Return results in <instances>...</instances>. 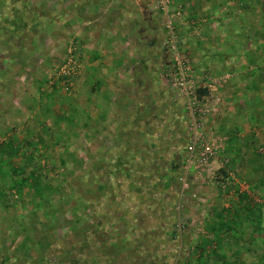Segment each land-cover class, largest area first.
Listing matches in <instances>:
<instances>
[{
  "label": "rangeland",
  "instance_id": "rangeland-1",
  "mask_svg": "<svg viewBox=\"0 0 264 264\" xmlns=\"http://www.w3.org/2000/svg\"><path fill=\"white\" fill-rule=\"evenodd\" d=\"M261 5L264 10V0ZM157 9L163 11L159 1ZM21 17L24 16L12 1L0 0V96L9 86H14L15 93L22 84L35 81L33 75L41 73L44 77L40 79V89L57 88L64 94H73L81 61L71 90H64L59 81L53 80V74L66 58L68 44H64L58 62L41 63L39 55L45 50H38L45 43L40 45L38 38L47 40L52 32L27 29ZM260 18L258 22L252 17L251 32L245 34L250 40H260L259 46L251 50L256 52L254 58L261 59L262 64H258L263 69L264 16ZM154 19L157 24L164 21L159 14ZM69 38L80 47L76 37ZM25 51L27 55H22ZM39 67L43 68L41 73L35 72ZM8 74H12L13 85L6 80ZM253 74L247 71L241 79L232 77L224 88L219 87L222 92L225 87L235 93L243 90L245 98L252 97L254 103H259L247 109L240 107L227 123L234 129L222 128L217 133L228 136L233 149L246 150L229 165L240 173L237 180L245 179L251 188L246 193L234 182L225 189L211 185L221 197L213 195L212 204L203 193L208 185L200 190L205 202L199 206L189 196L194 190L190 178L185 186L179 179L186 154V118L181 99L176 105L171 100L170 107L165 105L170 118L166 111L154 110L152 134L145 132V123L136 120L137 128L131 132L133 140L120 144L119 154L111 153L112 146L77 140L40 146L7 142L6 134L0 131V264H196L202 258H212L214 264L255 261L246 258V248L252 242L243 237L264 229V222L257 219L264 207V152L256 151L259 145L264 149V72H258L260 81L252 80ZM249 91L252 93L248 96ZM2 101L0 97V110ZM11 132L18 133L17 127ZM256 194L263 198L260 203ZM180 205H184L183 210ZM210 205L214 206L211 210ZM212 210L217 222L210 228L204 223ZM193 218L196 223L190 222ZM180 219L182 229L177 226ZM229 220H234L231 229L226 226ZM219 223L224 225V235L238 233V237L224 242L227 255H198L200 239L207 236L208 228L212 232ZM204 244V249L216 247L212 238Z\"/></svg>",
  "mask_w": 264,
  "mask_h": 264
},
{
  "label": "crops",
  "instance_id": "crops-1",
  "mask_svg": "<svg viewBox=\"0 0 264 264\" xmlns=\"http://www.w3.org/2000/svg\"><path fill=\"white\" fill-rule=\"evenodd\" d=\"M9 1L20 9V15L24 16L21 17L24 27L52 32V38H38L40 45L45 43L38 50L39 53L45 50L44 54L39 55L41 63L53 65L58 62L63 56L64 44L70 39L68 37H76L80 42L82 66L76 77L73 94H64L57 88L40 89V79L44 77L41 67L35 71L41 73L40 76L33 75L35 81L30 79V83H26V86L22 84L21 89L15 93L14 86L3 90L0 96L3 100L0 131L6 134L7 142L40 146L77 140L83 144L103 145L105 148L112 146L111 153L119 154L120 144H124L125 140H133L131 132L137 128L136 120L140 119V123H145V132L152 134L154 110L166 111L165 115L170 118V114H167L169 111L164 109L165 105L169 104L170 107V100L173 105L180 103L164 76L172 62L171 54L162 47L164 21L167 17L172 20L179 49L187 55L198 74L209 75L222 88L232 77L239 80L247 71L256 75V78L254 74L250 76L252 80L262 79L258 75V72H264V68L260 67L261 59L254 58L256 52L251 50L257 47L260 40H250L251 37L249 39L245 34L251 32L252 17L259 22L260 17L264 16L262 0ZM13 1L17 3L14 4ZM158 1L159 4L167 2V11L157 9ZM178 11L180 14H175ZM158 14L164 19L159 24L154 19ZM258 29L259 27L255 28V31ZM154 30L156 34L153 35ZM25 54L27 55V51L22 55ZM11 76L12 74H8L6 77L10 84L13 83ZM202 85L204 86L201 87H205L206 83ZM219 91L223 96V104L217 114L207 119L208 129L215 134L222 128L234 129L232 126L228 127L227 123L240 107L247 109L252 104L259 103H254L252 97L245 98L243 90L235 93L233 90L227 91L225 87L223 92ZM247 93L249 96L252 92ZM238 94L242 97L238 98ZM257 96L256 93L253 96L256 101ZM13 127H17L18 133L12 134ZM225 139V153L230 160H236L240 158V153L246 152L239 148L233 149L228 136L225 135ZM263 150V146L259 145L256 151L262 154ZM235 173L240 176L237 171ZM236 184L242 189L241 192L244 190L249 193L251 185L245 179L239 181L238 178ZM203 193L209 198L210 204L213 195L214 198H221L211 185L206 186ZM256 196L258 201L263 199L259 194ZM219 200L215 203L216 209ZM198 204L202 206V203L196 202ZM212 206L210 205L209 210ZM193 208L197 207L193 205ZM263 208L259 211V222H264V216L261 217ZM212 211L204 223L210 228L217 222L212 214L214 210ZM208 230L209 232L205 231L207 236L199 241L201 249L198 250V255L214 256V246L204 249L205 241L210 238L222 240V245L216 250L220 256L227 255L228 250L225 249V252L223 246L229 239L238 237V233L231 231L224 238L223 232L215 233L214 236L211 229ZM245 236L249 241L257 239L259 246L257 250L246 248L245 254H259L256 261L263 264L264 256L261 257V254L264 255V229L259 233L251 231L243 235ZM196 264H214V259L202 258Z\"/></svg>",
  "mask_w": 264,
  "mask_h": 264
},
{
  "label": "built area",
  "instance_id": "built-area-1",
  "mask_svg": "<svg viewBox=\"0 0 264 264\" xmlns=\"http://www.w3.org/2000/svg\"><path fill=\"white\" fill-rule=\"evenodd\" d=\"M160 5L163 11H167V2L162 1ZM175 14L179 15L180 12ZM164 25L162 47L172 57L164 76L175 92L176 99L183 101L186 118V154L179 179L185 186L187 179L190 178V183L194 184V190L189 194L190 198L203 203L200 190L204 186L214 185L225 189L227 185L238 182L235 171L229 165L230 159L225 153V137L211 132L207 127V119L219 112L223 96L217 83L207 74H198L191 66L187 55L179 49L170 17L165 19ZM67 44L66 58L55 69L53 80L59 81L64 90L70 91L75 74L80 68V47L73 38H70ZM205 83L208 93L198 100L197 90ZM179 208L183 210L184 205H180ZM190 222L196 223L194 218ZM177 226L178 229L183 228L181 219Z\"/></svg>",
  "mask_w": 264,
  "mask_h": 264
},
{
  "label": "trees",
  "instance_id": "trees-1",
  "mask_svg": "<svg viewBox=\"0 0 264 264\" xmlns=\"http://www.w3.org/2000/svg\"><path fill=\"white\" fill-rule=\"evenodd\" d=\"M232 222H234V220H229V221H227V223H226V226H227V229H228V227H230V229L232 228ZM217 225H219L218 226V228L217 227H214V228H212V232H214V236H215V233H219V232H223L224 231V225L222 224V223H219V224H217ZM223 228V229H222ZM226 228H225V231L227 230ZM257 232V231H256ZM214 241L217 243V248L216 249H219V246H221L222 245V240H219V239H214ZM263 241H264V239H263ZM263 241H261L262 243H263ZM250 242H252L251 244H250V248L252 249V248H255V245H258V241H257V239L255 240V239H252V240H250ZM214 248V252H216L217 254H219V252L216 250ZM254 250H252V252H253ZM264 255L263 254H261V257H263ZM217 257V256H216ZM258 257H259V254H249V255H246V258L247 259H252V260H255V261H250L252 264H258L257 263V259H258ZM224 259V258H223ZM226 264V263H225ZM239 264H241V263H239ZM264 264V263H263Z\"/></svg>",
  "mask_w": 264,
  "mask_h": 264
},
{
  "label": "water",
  "instance_id": "water-1",
  "mask_svg": "<svg viewBox=\"0 0 264 264\" xmlns=\"http://www.w3.org/2000/svg\"><path fill=\"white\" fill-rule=\"evenodd\" d=\"M208 93V89L206 87H199L197 90V99L200 100L203 95Z\"/></svg>",
  "mask_w": 264,
  "mask_h": 264
}]
</instances>
